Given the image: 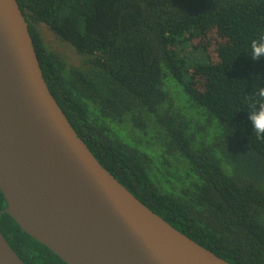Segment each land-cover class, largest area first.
<instances>
[{
    "label": "trees",
    "instance_id": "trees-1",
    "mask_svg": "<svg viewBox=\"0 0 264 264\" xmlns=\"http://www.w3.org/2000/svg\"><path fill=\"white\" fill-rule=\"evenodd\" d=\"M16 3L51 96L98 163L217 257L264 264V138L247 113L252 85L264 86V58L248 56L264 0ZM5 207L0 193V233L24 264H65Z\"/></svg>",
    "mask_w": 264,
    "mask_h": 264
},
{
    "label": "water",
    "instance_id": "water-1",
    "mask_svg": "<svg viewBox=\"0 0 264 264\" xmlns=\"http://www.w3.org/2000/svg\"><path fill=\"white\" fill-rule=\"evenodd\" d=\"M0 193L65 264H230L105 170L51 96L16 0H0ZM0 264H24L0 233Z\"/></svg>",
    "mask_w": 264,
    "mask_h": 264
},
{
    "label": "clouds",
    "instance_id": "clouds-1",
    "mask_svg": "<svg viewBox=\"0 0 264 264\" xmlns=\"http://www.w3.org/2000/svg\"><path fill=\"white\" fill-rule=\"evenodd\" d=\"M248 56L253 61L264 58V35L251 41L250 54ZM252 88L250 111L247 112L248 118L252 123V132L258 138H264V86L257 85L255 82Z\"/></svg>",
    "mask_w": 264,
    "mask_h": 264
},
{
    "label": "rangeland",
    "instance_id": "rangeland-1",
    "mask_svg": "<svg viewBox=\"0 0 264 264\" xmlns=\"http://www.w3.org/2000/svg\"><path fill=\"white\" fill-rule=\"evenodd\" d=\"M40 33L47 47L60 55H62L70 65L79 64V56H77L72 48L55 35L44 25L39 26Z\"/></svg>",
    "mask_w": 264,
    "mask_h": 264
}]
</instances>
